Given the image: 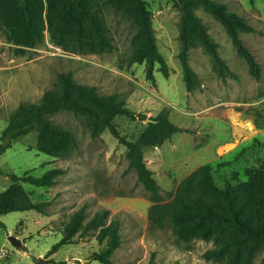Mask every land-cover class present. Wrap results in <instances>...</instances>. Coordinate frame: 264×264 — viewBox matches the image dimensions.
Segmentation results:
<instances>
[{
    "label": "rangeland",
    "instance_id": "rangeland-1",
    "mask_svg": "<svg viewBox=\"0 0 264 264\" xmlns=\"http://www.w3.org/2000/svg\"><path fill=\"white\" fill-rule=\"evenodd\" d=\"M145 1L153 16L158 48L170 67L165 76L157 65L155 81L147 78L144 63L130 62L136 26L118 10L111 9L106 15L114 43L111 52L64 50L51 41L48 32L37 46L20 52L0 28V136L19 104L38 102L54 87L58 73L71 71L76 80L96 86L102 94L117 93L137 112L155 116L168 110L171 121L183 128L161 145L145 150L163 201L202 164L211 166L221 186L227 178L247 179L249 168L264 166V0H219L254 26V31L240 35L262 65L259 80L250 73L224 25L205 9H196L232 73L222 76L211 54L203 46H195L189 64L201 85L193 91L186 87L178 56L180 8L174 0ZM51 119L75 135L77 146L68 154L53 156L40 151L36 131L15 139L0 154V192L12 184L11 173L41 175L52 168L63 170L51 186L21 182L34 201H50V205L45 214L27 210L0 216L4 223L0 226V264H56L61 260L102 264L91 257L101 246L97 231L47 254L63 236L71 214L82 207L86 220L105 209L110 211V219H119L122 241L112 255L113 264H217L203 256L213 246L211 241L178 240L171 227L152 223V193L129 166L126 146L108 129L93 136L84 116L66 110ZM114 121L129 139L136 138L146 125V121L125 115ZM12 235L20 240L19 246L9 239ZM254 264H264V252L256 255Z\"/></svg>",
    "mask_w": 264,
    "mask_h": 264
},
{
    "label": "trees",
    "instance_id": "trees-1",
    "mask_svg": "<svg viewBox=\"0 0 264 264\" xmlns=\"http://www.w3.org/2000/svg\"><path fill=\"white\" fill-rule=\"evenodd\" d=\"M174 1L181 10L178 56L188 91L201 85L198 74L189 64V53L195 46L201 45L211 54L222 76L232 73L220 57L217 43L196 15L199 7L224 25L238 54L246 60L250 73L257 80L262 77L261 63L240 35L255 30L245 17L229 10L228 5L219 0ZM111 9L125 14L136 26L131 39L130 62L144 63L147 78L152 81H155L157 65L168 76L170 67L158 48L153 16L145 0H0V28L7 41L17 45L20 52L41 43L46 32L51 41L64 50L111 52L114 43L106 19ZM63 110L84 116L93 136L108 129L126 146L129 166L155 201L150 210L154 225L171 227L178 240L211 241L213 246L203 256L217 264H254L256 255L264 252V166L249 168L245 180L227 178L221 186L211 166L202 164L179 182L170 199L163 201L160 184L145 160V150L161 145L183 128L171 121L168 110L155 116L137 112L127 107L117 93L102 94L96 86L76 80L71 71L58 73L54 87L46 90L38 102L19 104L2 130L0 154L12 147L15 139L32 131L37 132L40 151L53 156L68 154L77 146L75 135L51 119V115ZM118 115L146 121V125L136 138L129 139L114 121ZM62 172L61 168H52L41 175L30 171L22 175L9 174L12 184L0 192V216L27 210L45 214L50 201H34L21 182L51 186ZM86 218L84 207L74 211L62 229L63 236L52 244L47 254L97 231L96 238L101 246L91 257L102 264H113L112 255L122 241L119 219H110L107 209L96 212L89 220ZM0 226H4L2 220ZM55 263L66 264L65 260Z\"/></svg>",
    "mask_w": 264,
    "mask_h": 264
},
{
    "label": "water",
    "instance_id": "water-1",
    "mask_svg": "<svg viewBox=\"0 0 264 264\" xmlns=\"http://www.w3.org/2000/svg\"><path fill=\"white\" fill-rule=\"evenodd\" d=\"M9 239L11 240V242L15 245V246H19L20 245V240H18V238L16 236H9ZM38 261L40 259H37Z\"/></svg>",
    "mask_w": 264,
    "mask_h": 264
},
{
    "label": "crops",
    "instance_id": "crops-1",
    "mask_svg": "<svg viewBox=\"0 0 264 264\" xmlns=\"http://www.w3.org/2000/svg\"><path fill=\"white\" fill-rule=\"evenodd\" d=\"M5 253H6V250L4 249V250L2 251V253H1V256L5 255Z\"/></svg>",
    "mask_w": 264,
    "mask_h": 264
}]
</instances>
